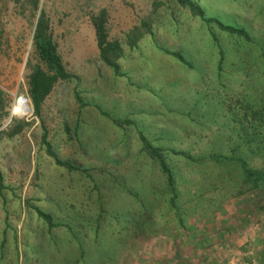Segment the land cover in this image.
<instances>
[{
    "label": "rangeland",
    "instance_id": "374dc122",
    "mask_svg": "<svg viewBox=\"0 0 264 264\" xmlns=\"http://www.w3.org/2000/svg\"><path fill=\"white\" fill-rule=\"evenodd\" d=\"M32 1L0 0V264H264V190L230 159L264 168L260 154L234 151L243 129L262 131L252 107L264 106V0H190L250 42L175 0ZM101 9L122 48L117 73L99 56ZM40 10L71 78L35 115ZM18 97L29 121L9 120ZM141 135L161 149L174 192ZM47 143L78 170L55 164Z\"/></svg>",
    "mask_w": 264,
    "mask_h": 264
},
{
    "label": "trees",
    "instance_id": "16d2710c",
    "mask_svg": "<svg viewBox=\"0 0 264 264\" xmlns=\"http://www.w3.org/2000/svg\"><path fill=\"white\" fill-rule=\"evenodd\" d=\"M181 7H185L189 10V12L198 18H200L207 25L214 24L221 31L227 32L232 35H238L245 38L246 41H252L249 34L243 30L238 29L233 26L224 25L216 18H206L204 16L203 11L192 1L190 0H175ZM33 8L35 11L38 10V2L37 0L32 1ZM91 22L95 32V39L97 48L99 51V56L101 61L111 67L116 73L118 71V59L122 56V48L119 42H114L109 40L108 30L106 27L107 23V12L105 9H101L97 14L91 16ZM138 35V34H137ZM140 35L133 38L132 41H135L139 38ZM32 46L33 53L37 59V63L31 67V72L29 74V99L32 104L33 112L35 115H39L41 106L48 95L53 90V87L58 81H66L71 78V74L66 69L62 57L57 50L56 42L53 39V35L50 29L49 20L43 10L39 11V14L36 18V23L33 30L32 35ZM263 49V47H262ZM174 57L178 58L180 61L185 62L182 58V55L177 52L170 53ZM1 93V91H0ZM253 110V119L258 120L257 125L264 132V106L257 107L255 104L252 109ZM258 111L263 113V118H258ZM257 118V119H255ZM125 122L129 123V120H125ZM115 123L120 124V122L115 121ZM28 125V124H26ZM22 129V126H18L15 128L11 135H15L19 133ZM244 136L242 140L239 139L238 144L234 148V151L242 149V146H245L251 153L260 154L261 158H263L264 162V133L260 131L258 133V137L260 139H255L251 134H248L246 130H244ZM45 139V135L43 136V140ZM140 140L142 142V149L149 158L154 160L158 165L161 173L166 177V185L171 192H174V175L172 170L167 165L164 156L161 153V149L153 146L150 141H148L144 136H140ZM48 147V154L55 161V164L67 168L69 171L78 170L77 167L73 166L71 163L67 161H62L53 154ZM255 147V148H254ZM254 149V150H253ZM233 151V152H234ZM213 160H220L217 156H210ZM233 158L238 163L239 168L242 171V178L244 182L248 183L252 186L253 189H257L258 191L264 190V168L262 169H252L250 168L241 155L236 157L230 156V159ZM229 159V160H230ZM232 160V159H231ZM1 173H0V184H1ZM173 201V199H172ZM36 213L42 218L47 224L49 228L55 227V224L52 221L50 214L44 213L39 209H36Z\"/></svg>",
    "mask_w": 264,
    "mask_h": 264
},
{
    "label": "clouds",
    "instance_id": "9594fccd",
    "mask_svg": "<svg viewBox=\"0 0 264 264\" xmlns=\"http://www.w3.org/2000/svg\"><path fill=\"white\" fill-rule=\"evenodd\" d=\"M22 97L17 98V103L12 106V109L9 114V120L15 118V119H23L25 121H29L31 119L32 114L28 112H23L21 108L19 107V100ZM3 130V129H0Z\"/></svg>",
    "mask_w": 264,
    "mask_h": 264
}]
</instances>
